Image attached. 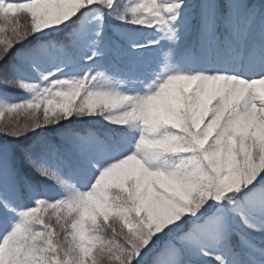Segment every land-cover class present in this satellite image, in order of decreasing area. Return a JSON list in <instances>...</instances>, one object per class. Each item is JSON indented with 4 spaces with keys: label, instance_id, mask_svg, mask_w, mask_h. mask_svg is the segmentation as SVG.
I'll return each instance as SVG.
<instances>
[{
    "label": "snow or ice",
    "instance_id": "snow-or-ice-1",
    "mask_svg": "<svg viewBox=\"0 0 264 264\" xmlns=\"http://www.w3.org/2000/svg\"><path fill=\"white\" fill-rule=\"evenodd\" d=\"M0 264H264V0H0Z\"/></svg>",
    "mask_w": 264,
    "mask_h": 264
},
{
    "label": "trees",
    "instance_id": "trees-1",
    "mask_svg": "<svg viewBox=\"0 0 264 264\" xmlns=\"http://www.w3.org/2000/svg\"><path fill=\"white\" fill-rule=\"evenodd\" d=\"M15 95H22L23 93H21V92H16V93H14Z\"/></svg>",
    "mask_w": 264,
    "mask_h": 264
}]
</instances>
